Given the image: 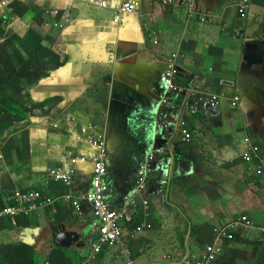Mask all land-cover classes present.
Returning a JSON list of instances; mask_svg holds the SVG:
<instances>
[{"label":"crops","instance_id":"crops-1","mask_svg":"<svg viewBox=\"0 0 264 264\" xmlns=\"http://www.w3.org/2000/svg\"><path fill=\"white\" fill-rule=\"evenodd\" d=\"M243 1L194 0L189 11L162 0H110L111 6L135 2L141 13L115 24L113 10L94 7L89 0H0V13L8 21L1 38L3 55L10 59L18 48L21 61L17 79L10 73L5 79L3 98L11 106L30 98L33 110L36 102L49 107L35 115L20 104V113L9 109L17 124L0 161V205L10 202L15 189L56 188L46 173L67 167L72 157L96 155L89 142L96 135L106 139L107 156L115 161L111 168L108 160L113 206L132 189L150 148L164 160L162 171L148 179L150 215L141 217V224L151 229L137 226L132 233L134 224L123 235L135 264L198 258L213 240V227L241 215L255 226L235 232L215 264H264V176L254 171L260 164L254 154L251 165L243 161L252 147L264 159V0H249L245 20L239 10ZM3 2H11L12 14L5 13ZM56 10L70 17L66 28L44 29L45 20H52L48 13ZM155 55L159 61L151 60ZM173 57L178 58L182 87L237 95L238 105L226 99L191 112L183 98L162 104L161 58ZM160 118L185 122L192 133L189 141L178 137L170 142L158 127ZM73 121L92 129L79 137ZM75 171L70 191H87L91 165L79 163ZM66 191L62 187L51 193ZM69 209L59 201L44 212L18 218L16 226L7 222L0 230V264L73 262L79 249L54 245L52 224L78 231L91 253L93 234L73 220L72 212L67 215ZM36 228H43L39 241ZM11 236L20 244L3 242ZM48 241L50 246L34 251L37 242ZM120 247L103 251L91 264H122Z\"/></svg>","mask_w":264,"mask_h":264},{"label":"built area","instance_id":"built-area-1","mask_svg":"<svg viewBox=\"0 0 264 264\" xmlns=\"http://www.w3.org/2000/svg\"><path fill=\"white\" fill-rule=\"evenodd\" d=\"M90 3L100 9H111L114 12V23H121L126 16L139 14L137 4L135 2H121L115 6L110 5V0H89ZM194 0H162V4L166 6H179L186 8L189 11L193 8ZM9 3L3 2L2 7L9 9ZM241 17L244 19L247 15L249 8L248 0H245L239 7ZM52 20H45L42 24L46 30H64L70 21V17L59 11H51L48 13ZM2 25L6 27L4 18H0ZM207 21L202 19V22ZM154 54V53H153ZM153 60H156L155 55ZM176 57L169 60L166 71L162 74L161 82L165 89V95L161 96L162 103L169 101L181 100L182 105H185L191 112L203 108H210L221 103L223 100H230L232 106H237L240 97L235 95L228 97L224 93H206L195 90L192 86L182 87L178 82L179 69ZM35 109V112H41ZM1 116V114H0ZM159 127L166 132L169 139L182 137L183 140L189 141L192 133L188 126L180 120L178 123L170 122L161 119ZM89 126L83 128L82 131L87 133ZM96 149V155L92 157L77 156L69 159L67 167H59L51 169L47 172L48 178L54 183L62 187H66L67 191L64 194L47 193L46 190L37 187L34 190H16L13 194L14 204L0 209V220L18 216H28L34 212L43 211L49 207H53L62 201L70 206V210H74L78 216V221L84 223L87 228L91 229L92 233L91 246L92 252L88 253L85 244L79 246V252L82 260L77 264H91V261L97 258L103 251L110 249L112 246L121 245V254L124 257L122 264H135L132 253L129 248L122 244L123 235L126 227L136 225L132 229L136 231L137 226L151 229L150 224H141V217L148 218L150 213L146 211L149 206V197L147 195V182L149 179V172L157 171L159 169L158 163L152 165L154 162V155L149 154L146 156L143 165L137 171L134 179L132 190L128 194H124L122 198L113 206L112 197L110 194L111 179L106 154V141L94 135L89 141ZM2 139H0V159L2 158ZM253 154L255 159H258L259 166L254 167L255 173L264 176V159L259 158L257 154V147H252L243 155V161L250 164L253 161ZM162 162V160H160ZM79 163L90 164L92 167V174L89 181V189L85 192L74 194L70 191L73 185L74 177L76 176L75 166ZM264 188V182H263ZM50 190L53 188L49 187ZM141 208H144L141 209ZM149 214V215H148ZM253 222L245 215L236 220L224 223L213 228V240L210 244L206 245L200 257H189L185 255L177 258L178 264H214L218 257L223 252V247L228 241L234 240V234L241 228H250ZM87 247V246H86ZM85 251H87L85 253ZM168 260L172 259L171 256L167 257Z\"/></svg>","mask_w":264,"mask_h":264},{"label":"clouds","instance_id":"clouds-1","mask_svg":"<svg viewBox=\"0 0 264 264\" xmlns=\"http://www.w3.org/2000/svg\"><path fill=\"white\" fill-rule=\"evenodd\" d=\"M245 1V0H244ZM243 1V2H244ZM242 2V3H243ZM248 2H249V8H250V1L248 0ZM241 3V4H242ZM240 4V5H241ZM240 5H239V7H240ZM1 6H2V4H1ZM12 7V9H13V5L12 4H10L9 5V9ZM249 8H248V10H249ZM240 9V8H239ZM8 10V9H7ZM248 12V11H247ZM4 18V16H0V18ZM243 19V18H242ZM3 26V25H2ZM8 27V24L6 23V27L4 28V31H5V29ZM153 53V52H152ZM157 57V59L156 60H153V59H151L152 61H159V58H158V56H156ZM170 60V58H168V59H163V58H161V61L162 62H165V68H164V70L160 73V76H159V79H160V83H161V85H162V88H163V90L165 91V89H164V86H163V83L161 82V77H162V74L166 71V69H167V62ZM178 60V59H177ZM177 65H178V63H177ZM178 69H180V67H179V65H178ZM162 96V95H161ZM160 99H161V97H160ZM179 99H181V98H179ZM30 103H35L33 100H31L30 98L29 99H27L26 101H20L18 104H20V105H24L29 111H30V114L32 115H35V114H42L43 112H45V111H47L48 110V106H46V104H42L41 102H36V103H38V105L35 107V109L38 111L39 109H41L42 111L41 112H35V110H33V108L31 107V106H29L30 105ZM161 103H162V101H161ZM18 104L16 105H13L12 107L14 108V110H18V111H21V109L18 107ZM41 104V105H40ZM162 104H166V103H162ZM11 105V104H10ZM9 107H4V106H1V104H0V114H1V116H0V132L1 131H3V123H2V121H3V119H5L6 120V122H7V120L9 119V118H11L10 116H9ZM206 109H208V108H206ZM16 113V112H15ZM14 113V114H15ZM161 119H164V120H168V121H170V122H175V121H177V120H170V119H166V118H160V120ZM160 120H159V123H160ZM5 122V123H6ZM71 125H72V128L75 130V132H76V134H77V136H79L80 137V135H81V133L83 132L82 131V129L83 128H87L88 126H82L79 122H77V121H73L72 123H71ZM158 127H159V124H158ZM89 129H92V125H89ZM162 129V128H161ZM163 130V129H162ZM164 131V130H163ZM84 133V132H83ZM164 135L166 136V132L164 131ZM166 138L170 141V142H173L174 140H172V139H169L167 136H166ZM105 141H106V139H105ZM9 145V142L8 143H5V144H2V158L0 159V161H2L3 159H4V149L7 147ZM106 154H107V150H106ZM149 154H153L154 155V162H152V165L154 166V165H156L157 163H158V165L159 164H162L163 162H164V160H163V158H161V157H159L158 156V154L152 149V148H150L143 156H142V159H141V164H140V167H139V169L141 168V166L143 165V162H144V160H145V158H146V156L147 155H149ZM160 160H162V162H160ZM107 166H108V160H107ZM138 169V170H139ZM137 170V171H138ZM162 171V169L160 168V166H159V169L157 170V171H151V172H149V174H148V176L150 177V174L151 173H156V172H158V171ZM137 171H136V174H137ZM108 172H109V167H108ZM46 175H47V173H46ZM109 175H110V172H109ZM110 177H111V175H110ZM47 178H48V175H47ZM49 180H50V178H48ZM135 179V178H134ZM52 181V180H51ZM53 182V181H52ZM54 183V182H53ZM57 187L56 188H53V189H59V188H61V186L60 185H58V184H56V183H54ZM134 184V183H133ZM38 187H40V188H42V186H38ZM133 187V186H132ZM42 189H44V190H46V192L47 193H51L52 192V190H50L49 189V186H47V185H45V186H43V188ZM148 189H149V187H148V182H147V192H148ZM17 189H15L12 193H11V195H10V202L9 203H7V204H3L4 205V207H6V206H10V205H13L14 204V197H13V194H14V192L16 191ZM132 190V189H131ZM130 190V191H131ZM129 191V192H130ZM129 192H127L126 194H128ZM123 196V195H122ZM150 201V200H149ZM1 206V205H0ZM4 207H0V209H2V208H4ZM264 207V206H263ZM49 208H51V207H49ZM48 209V208H47ZM47 209H45V210H43V211H38V212H44V211H46ZM38 212H34L33 214H35V213H38ZM33 214H30V215H28V216H18V217H11V218H5V219H3V220H0V230L2 229V228H6L7 227V222H10L11 224H12V226H16L17 225V223H16V220L18 219V218H21V217H24V218H28V217H31ZM241 216H243V215H241ZM241 216H239V217H241ZM246 216V215H245ZM239 217H237L236 219H238ZM248 217V216H247ZM249 218V217H248ZM236 219H234V220H236ZM252 222H253V220L251 219V218H249ZM75 222H77V223H80L78 220H74ZM81 224V223H80ZM54 225V224H53ZM217 226H219V225H217ZM255 226V223L253 222V226L252 227H254ZM215 227V226H214ZM213 227V228H214ZM252 227H250V228H252ZM245 228V227H244ZM242 229V228H241ZM234 238H235V234H234ZM19 244H20V242H19ZM82 243L79 241L78 242V244H74V246L75 247H77L78 249H79V246L81 245ZM221 256V255H220ZM219 256V257H220ZM218 257V258H219ZM218 260V259H217ZM216 260V261H217ZM216 263V262H215ZM214 263V264H215ZM75 264H77V262L75 263Z\"/></svg>","mask_w":264,"mask_h":264},{"label":"rangeland","instance_id":"rangeland-1","mask_svg":"<svg viewBox=\"0 0 264 264\" xmlns=\"http://www.w3.org/2000/svg\"><path fill=\"white\" fill-rule=\"evenodd\" d=\"M9 4H11V2ZM5 13H11L12 14L13 13L12 7L10 9H8V10L6 9ZM0 16H4V15H2L0 13ZM4 20L8 24L7 18L5 16H4ZM4 28H5V26H1L0 27V36L2 35ZM33 35H35V34L33 33ZM1 42L2 41L0 39V86H2L1 93H4L6 91V88H5L6 81H5V79H7V75L10 73L12 75V78H14L16 80L17 79L16 77L19 74L18 73V70L20 68V67H18V65H19L18 62H21V61L18 59V48H17V51L15 50V52L10 56V59H8V58L6 59L4 57V55H3V54L6 53L5 52V47H3V45L1 44ZM8 52H9V50H8ZM16 122H17V120H15L13 117H11V118H9L7 120V122L5 124H3V131L0 132V139H2V144H5V143H8V142L13 141V130H14L13 129L14 128L13 126L17 124ZM129 142H131V141H129ZM107 160H109V164H110L111 168H113L115 161L113 159H109L108 156H107ZM125 170H127V168H125V166H122L121 165V171L123 173H125ZM71 212H72V216H75V219H73V220H76L78 218V216L76 215V212L73 209L72 210L69 209V211L67 212V215L69 213H71ZM53 220H55V219H52V221ZM52 221L50 219V222L51 223H54ZM40 225H41V223L40 224H37L36 227L37 226L39 227ZM30 226H32V221L30 222ZM48 227L50 228V225ZM36 229L38 230V232L40 230V233H38L37 238H36V241H39L40 240L39 235L41 234V231L43 230V228H36ZM90 230L91 229L89 228L88 229V232L89 233H90ZM28 231L29 230L26 229L25 233L22 234V235L26 237L28 235L27 234ZM3 242H8L10 244H18L20 241L19 240L18 241H15L14 238H13V236H11L10 237V240L9 239L8 240H4ZM51 243H52L51 241L45 242L44 244H41V243L37 242V245L34 247V251L40 250V249H44L47 246H50ZM27 247L29 249H31L29 246H27ZM35 248H36V250H35ZM110 249L113 250V251H115L117 249V246L114 245ZM3 257L4 258H7V257H11V256H3ZM1 263H5V262L4 261H1Z\"/></svg>","mask_w":264,"mask_h":264},{"label":"water","instance_id":"water-1","mask_svg":"<svg viewBox=\"0 0 264 264\" xmlns=\"http://www.w3.org/2000/svg\"><path fill=\"white\" fill-rule=\"evenodd\" d=\"M53 225V224H52ZM53 244L59 247L70 248L74 244H78L80 235L78 231H69L64 224H56L52 226Z\"/></svg>","mask_w":264,"mask_h":264},{"label":"trees","instance_id":"trees-1","mask_svg":"<svg viewBox=\"0 0 264 264\" xmlns=\"http://www.w3.org/2000/svg\"><path fill=\"white\" fill-rule=\"evenodd\" d=\"M2 26V22L0 20V27ZM4 31V30H3ZM4 35L2 33V35L0 36V39L3 38ZM1 89H2V86H0V104L1 106H4V107H9L10 109H13L12 106L9 104V102H7L4 98H3V95L1 93ZM15 112H18L20 113V111L18 110H14ZM6 120L3 119L2 123L5 124ZM3 126V125H2ZM0 207H4V205H1ZM80 257V252L79 250H75V260L73 262H69L68 264H75L78 260V258Z\"/></svg>","mask_w":264,"mask_h":264}]
</instances>
